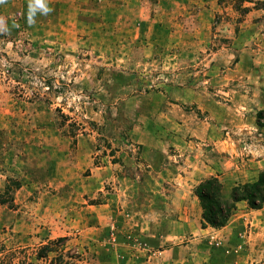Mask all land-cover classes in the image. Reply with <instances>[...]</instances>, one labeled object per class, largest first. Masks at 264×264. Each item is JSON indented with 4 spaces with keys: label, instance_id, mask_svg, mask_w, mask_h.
<instances>
[{
    "label": "rangeland",
    "instance_id": "1",
    "mask_svg": "<svg viewBox=\"0 0 264 264\" xmlns=\"http://www.w3.org/2000/svg\"><path fill=\"white\" fill-rule=\"evenodd\" d=\"M49 6L29 27L27 0L0 5V264L59 238L56 262L158 264L137 210L180 185L161 170L249 67L264 70V0Z\"/></svg>",
    "mask_w": 264,
    "mask_h": 264
},
{
    "label": "crops",
    "instance_id": "2",
    "mask_svg": "<svg viewBox=\"0 0 264 264\" xmlns=\"http://www.w3.org/2000/svg\"><path fill=\"white\" fill-rule=\"evenodd\" d=\"M255 67L243 73L232 103L213 106L210 123L201 122L193 130L195 138L183 153V163L161 170L160 181L180 185L137 210L136 226L143 237L150 236L143 240L154 251L148 258L158 264H192L196 256L201 264H264V205L252 209L239 201L225 226H203L202 209L192 190L215 176L225 198L231 199L233 187L253 181L264 170V70ZM243 143L248 144L247 151ZM174 168L186 174L174 179L170 174Z\"/></svg>",
    "mask_w": 264,
    "mask_h": 264
},
{
    "label": "trees",
    "instance_id": "3",
    "mask_svg": "<svg viewBox=\"0 0 264 264\" xmlns=\"http://www.w3.org/2000/svg\"><path fill=\"white\" fill-rule=\"evenodd\" d=\"M260 114V113H259ZM194 194L198 198L202 209V225L221 228L227 224L236 209V203L246 201L252 209L262 208L264 205V170H262L253 181L238 184L232 188L231 199H226L223 195V184L218 177L212 176L202 180L195 186ZM59 238L48 241L34 257L33 262L26 264H70L64 259L65 254H59L50 258L54 251L51 247L64 241ZM36 262V263H35Z\"/></svg>",
    "mask_w": 264,
    "mask_h": 264
},
{
    "label": "clouds",
    "instance_id": "4",
    "mask_svg": "<svg viewBox=\"0 0 264 264\" xmlns=\"http://www.w3.org/2000/svg\"><path fill=\"white\" fill-rule=\"evenodd\" d=\"M7 3V0H0V5ZM54 9L49 6V0H27L26 22L29 27L37 23V16H48ZM18 27V25H13ZM10 29L7 26L5 17L0 16V34H8Z\"/></svg>",
    "mask_w": 264,
    "mask_h": 264
}]
</instances>
